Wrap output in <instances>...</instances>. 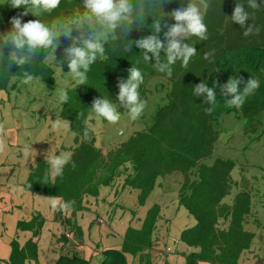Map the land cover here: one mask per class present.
Returning <instances> with one entry per match:
<instances>
[{"label":"trees","instance_id":"1","mask_svg":"<svg viewBox=\"0 0 264 264\" xmlns=\"http://www.w3.org/2000/svg\"><path fill=\"white\" fill-rule=\"evenodd\" d=\"M82 2L61 0L59 7L51 13L39 17L29 14L21 19L23 22L38 19L59 35L64 25H74L86 19L88 13ZM189 3L200 8L207 26V39L201 41L192 36L185 40L196 48V54L191 57L187 68L182 67L178 60L172 66L169 77L157 71L152 63L145 62L142 50L134 42L155 32L154 18L161 21L162 30L157 35L164 41L166 29L163 25H172L175 21L170 14L187 7L188 0H170L161 8L157 3L147 10L144 23L134 24L126 37L119 31L110 33L104 44L105 54L98 56L91 65L86 73V83L68 88L67 103L60 101L58 104V116L68 123L70 131L74 135L79 134L76 138L83 134V144L76 143L78 146L70 155L76 167L73 169L69 163L62 177L54 176L51 181L49 159L38 157L23 187L63 201H74L67 211H55V218L76 229L74 233L78 238L82 236L81 229L72 218L77 211L87 209L85 197L97 198L100 195L101 186L114 187L115 182L121 179L123 188L127 186L138 191V205H144L154 189L158 188L166 194V200L176 199L178 205L195 220L192 226L183 228L178 235L180 242L194 248L183 253L184 264H198L200 261L239 264L242 253L257 244L255 237L258 233L260 244L264 243V215L258 202H254L255 195L245 182L242 168H239L244 165L239 164L240 158H237L238 162L234 157L217 156L210 163L203 162L213 153L218 138L219 130L214 123L220 114L230 113L236 108L224 107L226 97L220 93L216 96L219 106L212 115H208L205 109L209 105L203 102V97L193 96V87L203 81L208 87L215 84V88L220 89L233 76H242L245 81L250 77L257 79L260 87L247 98L240 110H236V116L251 124L254 135L258 133L260 127L254 123L259 121L264 108V0H257L259 7L255 9L248 6L247 0H189ZM236 4H242L249 13L245 27L250 25L253 31L247 36L243 34L245 29L231 19ZM23 11V7H11V0L1 2L0 33L7 32L11 28V19L20 16ZM71 35L77 36L78 33L74 30ZM57 42L59 47L41 53L31 68L27 65L24 69L13 66L8 72L6 64H0V92L7 90L14 78H27L23 70L30 71L32 78L48 85L55 84L54 66L71 75L64 60V49L71 44V40L60 36ZM9 50L5 49V55ZM160 55L161 60H165L163 51ZM132 66L138 67L144 77L139 89L141 100L146 101L147 89L150 93L155 85L157 96L163 103L152 114L148 126L126 132L131 133L115 149L102 154L86 131V127L94 124V117H97L91 110L92 102L102 97L119 105L117 84L119 80L127 79L128 69ZM152 75L157 76L158 83L150 85L148 80ZM239 87L242 89L244 85ZM236 146L242 155L245 147ZM233 168L238 169L242 177H234L231 174ZM174 173L181 174L183 179L179 181L177 191L170 193L163 182L167 178L173 179ZM160 212L161 203L156 200L146 210L139 227L126 228L120 248L103 251L100 264H128L127 255H139L140 264H155L149 250L160 239L156 233L163 227L162 223L157 225ZM68 213H71L70 216ZM44 221L40 213L32 214L28 220H17L16 229L33 231V236L37 237ZM169 229L170 225L168 232ZM33 236L22 244L12 238L9 241V256L0 259V264H37L38 245ZM62 238L67 240L65 235ZM53 264L90 262L71 251L61 253Z\"/></svg>","mask_w":264,"mask_h":264},{"label":"rangeland","instance_id":"2","mask_svg":"<svg viewBox=\"0 0 264 264\" xmlns=\"http://www.w3.org/2000/svg\"><path fill=\"white\" fill-rule=\"evenodd\" d=\"M3 1L0 0V3ZM53 69L56 77L54 85L35 78L26 82L27 78L18 77L12 80V85L7 90L0 92V142L4 145L0 151V259L8 257L9 241L12 238L22 244L33 234V231L29 233L16 229L19 219L28 220L32 214L40 213L45 220L38 230V238H35L41 261L39 264L54 262L61 252L58 238L67 232L66 225L55 218V210L50 206L52 197L23 187L31 165L36 164L38 157L48 160L54 155L70 156L75 146V135L69 130L68 123L58 116V104L61 92L73 88L79 82L71 75L62 73L56 66ZM155 88L154 85L150 92V104H146L144 117L136 121L129 120L125 109L119 112L121 119L116 125L94 117L91 129L95 134L96 144L102 148L109 146V150L132 131L148 126L152 114L163 103L156 96ZM254 124L260 127L255 135L249 122L233 114H224L213 153L203 162L210 163L215 157L223 156L240 158V162L237 159L239 164L248 163L249 166L242 167V173L249 175L254 172L258 175L253 181L246 183L255 195L254 202H258L264 215V108L259 121ZM130 130V133H126ZM236 145L245 147L242 155ZM174 174L173 179L167 178L163 182L170 193H175L179 187L181 174ZM51 177L54 178L52 170ZM121 181L120 179L114 187L101 186L97 198L86 197L84 205L87 209L76 212L72 218L84 230L81 244L76 246L80 255L88 259L90 264H100L104 257L103 251L107 248H119L127 225H139L137 217H143L148 207L157 200L162 206L157 225L162 223L163 227L156 232L160 239L150 250L151 259L155 264H184L183 253L193 249L180 242L178 235L183 228L194 224V218L183 207L179 208L176 199L166 200V194L162 190L158 191V188L154 189L144 205H138L137 190L123 188ZM167 223L170 225L169 232ZM69 239H74L71 232ZM252 249L253 252L242 253L239 264H264V248L258 249L252 245ZM127 258L128 264H138L137 258L133 259L130 255ZM198 264L211 263L200 261Z\"/></svg>","mask_w":264,"mask_h":264},{"label":"clouds","instance_id":"3","mask_svg":"<svg viewBox=\"0 0 264 264\" xmlns=\"http://www.w3.org/2000/svg\"><path fill=\"white\" fill-rule=\"evenodd\" d=\"M60 2L61 0H11V7H23L24 11L20 14V16L13 17L11 19V28L7 32L0 33V64H6L8 72L13 66L24 69V66L27 65L31 68L41 53H46L53 47L55 49L59 47L57 38L64 36L71 40V44L64 49V60L67 62V67L69 69L68 72L71 74L73 79L78 80L79 85H84L87 80L86 73L90 71L91 65L96 62L98 56L105 54L104 44L107 42L110 33H116L119 31L124 34V37H126L133 30L132 26L134 24L141 22L144 23L145 18L148 16L147 10L149 8L155 6L157 3L161 8L163 3L170 2V0H83V7L88 13L86 19L83 21H77L74 25H64L62 33L59 35L56 31L38 19L28 20L27 22H23L21 19L24 15L31 14L34 17H39L44 13H51L59 7ZM247 3L250 8L255 9L259 7L257 0H247ZM170 16L175 22L170 26L167 24L163 25L166 29V31H164V41H161L157 35L162 30L161 21L159 18H154L153 23L155 25V32H152V35L134 42L135 46L142 50L143 60L147 63H152L157 71L165 73L169 77L172 75V66L178 60L181 62L182 67L187 68L191 57L196 54V48L185 43V40L192 36L197 37L201 41L207 39V26L203 22V15L201 14L200 8L196 4L189 3L188 0L187 7L174 10ZM249 18V13L245 10V7L242 4H236L232 12L231 19L234 23L239 24L245 29L243 33L245 36L251 34L253 31L252 26L248 25L245 27ZM74 30L78 33L77 36L71 35ZM6 48L10 49L7 52V55H5ZM131 49L132 45L128 50L131 51ZM161 51L164 52L165 60L163 61L161 60ZM23 71L24 75L27 77L26 82L31 80L32 75L30 71ZM157 79L156 75H152L149 77L148 83L150 85L158 83ZM143 81L144 77L141 70L136 66L130 67L128 69L127 79H121L117 84L119 89L117 101L119 105H114L110 99L102 97L95 98L91 105L92 112L99 117L102 122H108L110 125H116L119 123L121 119L119 112L123 109L127 111L129 120H138L144 113L146 104L149 102L150 95L148 92L149 89H147L146 93L148 97L146 98V101L141 100L139 89ZM241 84L244 85L242 89L239 87ZM259 87L260 82L255 78L250 77L247 81H245L242 76H233L229 78L227 83L220 86V89H216L215 84L213 87H208L206 83L201 81L193 87V96L197 98L203 97V102L209 105L205 109V112L208 115H212L219 106L216 96L220 93L222 97H226L223 103L224 107L236 108V110H240L247 98L254 95ZM59 99L62 103H67L69 99L67 92H61ZM236 110H233L230 113L224 112L220 114L214 123V127L219 130L223 115L233 114L236 116ZM86 131L89 136L92 137L93 145L98 151L101 150L102 154H106L109 150L111 151L115 149V147L120 143L119 142L116 146L110 148L109 150V146L102 148L96 144L95 134L91 129V125L86 127ZM77 135L79 134L75 135V146L72 148V152L73 149L78 146L77 144H83V134L76 138ZM3 147V142H0V151L3 150ZM48 162L52 170V174L56 177H62L63 170L69 163H71L73 169L76 167L69 155H54ZM244 166L249 165L247 163L243 166H239V168ZM231 174L234 177H242L238 169L235 168L232 169ZM257 177L258 175L254 172L249 175H245V182H251ZM53 179L54 178H51V181H53ZM182 179L183 176L181 175L180 181H182ZM118 181L119 180L115 182V185H117ZM73 204L74 201H63L62 199H57L56 197H52L50 199V206L55 211H67L73 206ZM180 207L181 206H179V208ZM70 214L71 213H68L69 216ZM191 216L193 217V215ZM137 218L141 224L142 217L139 215ZM98 220L102 221L101 219ZM192 220L195 223V220ZM64 224L66 225L67 232L62 233V235L58 238L61 243L60 254L74 251L80 255V251L76 248V246L81 244L80 240L82 236L81 238H78L76 232L74 233L76 229H73L67 223ZM140 224L133 225L130 223L127 227H139ZM79 226L81 234H84L83 228L81 225ZM24 232L30 233L31 231L25 230ZM69 232L73 233V240L69 239ZM63 235H65L67 240L62 238ZM32 236L33 234H31L28 238ZM38 236L39 235H37V238ZM35 238L36 237H34V239ZM255 239L258 241L255 246H257L258 249L264 248V243L260 244L261 240H259V233ZM35 241L37 242L36 239ZM73 241H76L77 243ZM192 249L194 250V248ZM253 250L254 249L251 248L250 252H253ZM130 257L132 256L130 255ZM132 258H137L138 264H140L139 255ZM249 258L250 256L247 257L248 260ZM40 262L38 254L37 264ZM31 264H35V262Z\"/></svg>","mask_w":264,"mask_h":264}]
</instances>
